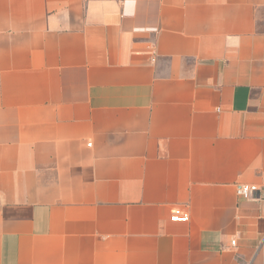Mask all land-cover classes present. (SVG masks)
<instances>
[{"label": "crops", "instance_id": "0c3cea01", "mask_svg": "<svg viewBox=\"0 0 264 264\" xmlns=\"http://www.w3.org/2000/svg\"><path fill=\"white\" fill-rule=\"evenodd\" d=\"M238 183L264 0H0V264H264Z\"/></svg>", "mask_w": 264, "mask_h": 264}, {"label": "built area", "instance_id": "2783aa9c", "mask_svg": "<svg viewBox=\"0 0 264 264\" xmlns=\"http://www.w3.org/2000/svg\"><path fill=\"white\" fill-rule=\"evenodd\" d=\"M236 189L237 193L245 200L264 202V184L238 183ZM189 218V213L181 209H176L171 216V220L176 222H186ZM232 243L235 244L236 241L233 240Z\"/></svg>", "mask_w": 264, "mask_h": 264}]
</instances>
